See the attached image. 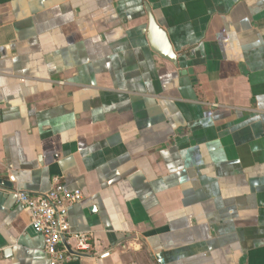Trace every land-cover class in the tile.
I'll return each instance as SVG.
<instances>
[{
	"label": "crops",
	"instance_id": "1",
	"mask_svg": "<svg viewBox=\"0 0 264 264\" xmlns=\"http://www.w3.org/2000/svg\"><path fill=\"white\" fill-rule=\"evenodd\" d=\"M54 179L65 264H264V0H0V264H49Z\"/></svg>",
	"mask_w": 264,
	"mask_h": 264
},
{
	"label": "built area",
	"instance_id": "2",
	"mask_svg": "<svg viewBox=\"0 0 264 264\" xmlns=\"http://www.w3.org/2000/svg\"><path fill=\"white\" fill-rule=\"evenodd\" d=\"M82 199L80 191H70L56 179L51 189L45 193L16 192L18 204L30 217L31 230L43 240V252L48 257L49 264H65L92 251V236L72 234L68 223L69 208ZM69 240L75 242L74 248L67 244Z\"/></svg>",
	"mask_w": 264,
	"mask_h": 264
},
{
	"label": "water",
	"instance_id": "3",
	"mask_svg": "<svg viewBox=\"0 0 264 264\" xmlns=\"http://www.w3.org/2000/svg\"><path fill=\"white\" fill-rule=\"evenodd\" d=\"M148 37L155 52L172 64L177 65L176 57L168 44L166 34L157 26L151 15H148Z\"/></svg>",
	"mask_w": 264,
	"mask_h": 264
}]
</instances>
